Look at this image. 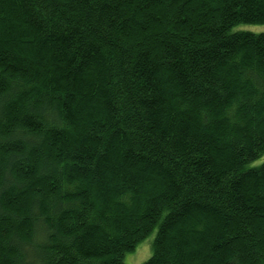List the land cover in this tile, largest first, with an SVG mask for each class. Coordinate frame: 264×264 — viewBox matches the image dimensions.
<instances>
[{"label": "trees", "instance_id": "1", "mask_svg": "<svg viewBox=\"0 0 264 264\" xmlns=\"http://www.w3.org/2000/svg\"><path fill=\"white\" fill-rule=\"evenodd\" d=\"M264 0H0V264H264Z\"/></svg>", "mask_w": 264, "mask_h": 264}, {"label": "rangeland", "instance_id": "2", "mask_svg": "<svg viewBox=\"0 0 264 264\" xmlns=\"http://www.w3.org/2000/svg\"><path fill=\"white\" fill-rule=\"evenodd\" d=\"M236 31H248L253 33H264V24H239L231 28V32ZM264 162V154L258 159L246 164L245 168L256 167ZM156 230H153L143 241H141L135 249L131 252H127L123 257L124 264H142L145 262L152 253L151 245L155 236Z\"/></svg>", "mask_w": 264, "mask_h": 264}]
</instances>
